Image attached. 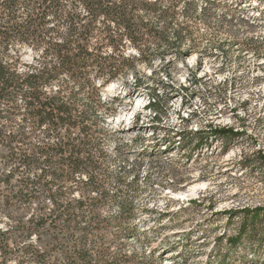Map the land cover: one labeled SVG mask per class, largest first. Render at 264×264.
Instances as JSON below:
<instances>
[{
    "label": "rangeland",
    "instance_id": "1",
    "mask_svg": "<svg viewBox=\"0 0 264 264\" xmlns=\"http://www.w3.org/2000/svg\"><path fill=\"white\" fill-rule=\"evenodd\" d=\"M193 12L180 53L157 57L152 66L138 64L140 88L131 70L102 87L91 154L111 194L123 179L132 225L101 226L88 243L98 251L154 250L163 264H264V240L226 241L241 223L230 211L264 208V0H199ZM192 43L198 48L191 51ZM34 55L25 49L23 59L30 63ZM152 93L159 94V118L146 107ZM209 124L243 132L189 133ZM1 152L0 176L12 167ZM20 180L18 174L11 185L0 180L1 202ZM193 184L196 190L188 192ZM19 209L0 215L12 249L0 264H26L22 248L37 240L19 226ZM100 213L116 216L118 205H102ZM256 230L264 236V213Z\"/></svg>",
    "mask_w": 264,
    "mask_h": 264
},
{
    "label": "trees",
    "instance_id": "2",
    "mask_svg": "<svg viewBox=\"0 0 264 264\" xmlns=\"http://www.w3.org/2000/svg\"><path fill=\"white\" fill-rule=\"evenodd\" d=\"M198 2L0 0V152L12 165L0 180L11 185L17 174L21 179L11 187L15 193L0 201V215L20 207L19 226L27 236L37 235L22 248L26 264H163L154 250L98 251L88 243L101 226L119 230L131 224V200L121 194L123 179L118 177L111 194L99 179L91 142L95 117L102 114V87L131 70L140 88L139 63L152 66L157 57L180 53ZM197 48L188 45V50ZM25 49L35 53L30 63L23 59ZM159 101L158 93L148 98L153 118H159ZM203 132L233 137L243 131L213 124L189 130ZM201 144L199 139L196 145ZM83 172L87 179L77 175ZM110 202L119 213L102 218L100 207ZM229 213L241 216L237 232L226 237L231 246L243 239L264 240L256 234L263 207ZM7 234L0 228V263L12 254Z\"/></svg>",
    "mask_w": 264,
    "mask_h": 264
},
{
    "label": "bare ground",
    "instance_id": "3",
    "mask_svg": "<svg viewBox=\"0 0 264 264\" xmlns=\"http://www.w3.org/2000/svg\"><path fill=\"white\" fill-rule=\"evenodd\" d=\"M198 187V186H197ZM196 190V185L195 184H193V185H190L189 186V189L187 190L188 192H194ZM185 194V193H184Z\"/></svg>",
    "mask_w": 264,
    "mask_h": 264
}]
</instances>
